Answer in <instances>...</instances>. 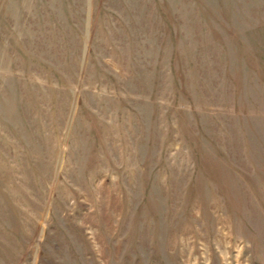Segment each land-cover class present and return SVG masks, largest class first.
<instances>
[{"label": "rangeland", "instance_id": "1", "mask_svg": "<svg viewBox=\"0 0 264 264\" xmlns=\"http://www.w3.org/2000/svg\"><path fill=\"white\" fill-rule=\"evenodd\" d=\"M0 264H264V0H0Z\"/></svg>", "mask_w": 264, "mask_h": 264}]
</instances>
